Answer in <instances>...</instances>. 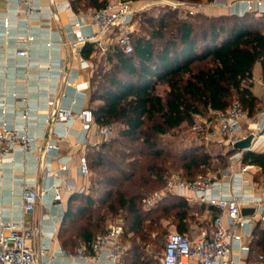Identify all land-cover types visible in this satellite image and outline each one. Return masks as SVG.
I'll return each mask as SVG.
<instances>
[{
    "label": "trees",
    "instance_id": "obj_1",
    "mask_svg": "<svg viewBox=\"0 0 264 264\" xmlns=\"http://www.w3.org/2000/svg\"><path fill=\"white\" fill-rule=\"evenodd\" d=\"M107 3L71 0L76 13ZM143 23L152 30L140 34L135 29L131 52L116 44L100 56L102 64L93 67L90 108L96 123L122 127L86 153L93 173L90 192L69 196L58 233L64 247H74L78 241L91 247L96 235L107 229V220L122 216L124 239L133 233L128 249L133 251V264L144 263L140 259L147 244L138 242V237L147 242L160 218H173L176 231L187 233L193 215V204L175 192L165 194L150 210L145 209V200L164 188L174 170L182 169L187 180H194L195 174L212 166L213 156L204 145L180 146L164 136L196 116L227 110L235 96L249 116L263 107L252 88L257 63L264 78V14L203 12L183 18L166 6L157 23L151 15ZM93 51L90 43L82 48L86 57ZM159 85L165 86L163 93ZM237 151L230 148L227 155ZM241 164L258 166L254 180L264 182V150H245ZM204 207L200 204V211ZM263 224L258 221L250 246L264 252Z\"/></svg>",
    "mask_w": 264,
    "mask_h": 264
},
{
    "label": "built area",
    "instance_id": "obj_2",
    "mask_svg": "<svg viewBox=\"0 0 264 264\" xmlns=\"http://www.w3.org/2000/svg\"><path fill=\"white\" fill-rule=\"evenodd\" d=\"M246 6V12L264 14V0H235ZM58 5V0H52ZM164 5L174 10L183 11L185 14H193V8L186 0H162ZM219 0H212L211 4H218ZM198 6V5H197ZM201 6V5H199ZM36 7L32 0H18L17 9L27 16ZM146 5L135 6L129 0H108L105 7L92 10L88 14L74 13L72 28L75 37L67 43L74 58H81V62L89 65V62L82 59V48L90 43L94 45V54L105 55L110 48L120 44L126 52L133 49L131 36L136 29V16ZM69 8L73 10L71 3ZM197 11V10H196ZM239 14V15H243ZM87 25L95 27L91 32H84ZM34 37L28 35L25 38L26 44L15 50L17 56L26 60L30 57V42ZM50 44V43H48ZM66 85H71L70 81ZM65 92L51 96L47 100L46 125L48 129L55 124H65L71 127L75 122L80 124L84 132L96 128L102 139H109L114 135L112 124L98 125L93 110L84 106L75 111L72 107L63 103ZM18 102L23 107L22 118L23 128L11 127L7 122L0 124V158H4L20 148L24 153H31L35 150L44 154L55 152L57 145L53 141H47L44 147L37 146L38 136L28 129L27 120L30 116L26 96H20ZM214 133L221 137L230 148L248 136L244 134L245 123L248 124L250 134L254 135L251 149L258 151L264 147V104L262 109L254 116L247 117V112L241 102L235 99L227 110L215 114L212 120ZM245 150H239L230 157L232 160L229 173H223L221 177H200L195 180L182 179L178 174H171L162 190L154 192L146 200L147 207L155 206L165 194L175 192L182 195L187 201H197L206 204L218 211L214 218L211 232L203 230L200 235L192 238L187 233L177 231L170 232L165 240L161 264H229L230 256L235 243H238L240 250L250 253V241L244 240L250 236V230H246L256 221L264 222V199L255 195V185L249 184L243 176L249 165H242L241 172L235 171L236 162H241ZM61 165L58 170L51 173L59 181L51 186H43L37 189L35 186L24 182L22 186V210L24 214H32L38 202L43 197L52 194L54 201L60 202L65 194H73L84 189H77L64 173L68 170V162L58 157ZM80 173L88 177L90 167L86 155L81 156L79 162ZM239 176V177H238ZM184 190L191 191L193 196L184 194ZM252 206L254 212L244 214V207ZM64 212L60 211L58 217L62 219ZM50 217V216H49ZM42 223V221H41ZM29 226L26 220L1 219L0 220V264H48L44 260L48 252V245L42 240L34 243V238L43 235L41 226ZM124 225L117 221L109 224L107 229L96 235L92 245V259L96 262L109 260L113 264H120L127 254L129 246L124 240ZM66 253V252H65ZM70 257L85 258L84 247L78 248L77 253H66ZM259 254L256 259H263Z\"/></svg>",
    "mask_w": 264,
    "mask_h": 264
},
{
    "label": "crops",
    "instance_id": "obj_3",
    "mask_svg": "<svg viewBox=\"0 0 264 264\" xmlns=\"http://www.w3.org/2000/svg\"><path fill=\"white\" fill-rule=\"evenodd\" d=\"M32 2L36 7L27 16L17 9L18 0H0V124L7 122L14 128L24 127L23 107L18 102V98L26 96L30 111L27 126L38 136L37 146L44 147L47 141H53L57 149L41 157V153L37 150L26 154L17 148L12 154L0 158V220L24 218L29 226L40 225L42 221L40 228L43 235H37L34 243L37 244L41 238L46 242L48 252L44 260L48 264H113L109 260L94 261L91 247H87L82 241H78L74 247H64L62 244L58 235L62 219L58 214L60 211L65 212L71 194H65L60 202L54 201L52 194H48L38 202L32 214H24L22 210L23 183L27 182L39 189L58 182L59 180L51 173L60 168L61 162L58 157L68 162L69 167L64 175L69 178L70 183L77 189L82 188L83 191H87L90 182L88 177L80 173V158L86 155L90 148L98 146L104 140L96 128L84 132L78 122L71 127L55 124L51 129L47 128L46 110L49 97L64 91L63 103L75 111L84 106H91L93 57L96 54L92 52L86 57L82 52V59L87 60L89 65L83 64L81 58L72 56L67 45L68 41L75 37L72 28L75 11L69 8L71 0H58L56 6L52 0H32ZM208 10L212 15L242 14L246 13V6L241 2L236 3L235 0H219L218 4L209 5ZM93 29L94 26L87 25L83 31L91 32ZM28 35H32L34 39L30 42V57L26 60L17 56L15 50L26 44L25 38ZM67 81H70L71 85H66ZM252 89L264 104V78L260 63H257L254 69ZM240 167L241 162H236L235 171L241 172ZM259 169L258 166L249 165L242 174L249 184L255 185V195L264 199V182L255 181V174H250L251 171L254 170L256 173ZM184 194L193 196L188 190H184ZM204 205L208 213L206 216L208 221L204 225L207 227L197 233L189 230L187 234L192 238L200 235L203 230L211 232L213 228L214 217L218 211ZM244 209L252 210L243 211L244 214L254 212L252 206ZM257 225L258 221L246 228L250 230L251 235L245 236L244 240L250 241V244L254 239L253 233ZM125 242L129 247L132 246L128 240ZM80 247L85 249V258L70 257L66 254L75 255ZM147 247L148 245L145 246V254L140 259L144 263L138 262V264L152 263L146 252ZM251 247L250 253L247 254L240 250L238 243H235L229 264H264V258L256 259L264 252L253 244ZM128 252L120 264L134 263L133 251ZM37 264H40V261Z\"/></svg>",
    "mask_w": 264,
    "mask_h": 264
},
{
    "label": "rangeland",
    "instance_id": "obj_4",
    "mask_svg": "<svg viewBox=\"0 0 264 264\" xmlns=\"http://www.w3.org/2000/svg\"><path fill=\"white\" fill-rule=\"evenodd\" d=\"M190 3V7L192 5H195L193 8L194 15L198 13L207 12V14L212 15L209 13L208 6L211 5V2L207 0H199V1H190L186 0ZM134 5L140 6L143 3L146 5V7L139 11L142 12L144 10H148L147 14L145 16H138L136 18V28L138 30V33L140 34H148L151 32L152 29H149L148 24H144L143 20H145V17L147 16H153L155 18V22L157 23V20L161 17L162 12L166 10V6L162 4V0H138V1H132ZM198 5V6H197ZM201 5V6H199ZM197 10V11H196ZM177 14L180 17H186L190 14H185L183 11L176 10ZM94 68L99 67V65L102 64L100 55H94ZM110 65L109 63H105V67L108 68ZM165 86L159 85L158 90L163 93ZM237 99V97H234V100ZM215 112H210L205 115H199L196 116L194 121L192 123H185L179 128H176L175 130L171 131L169 134L164 136L165 141L167 140H175L176 144L180 146H191V145H204V148L208 150L213 156L212 166L210 169H206L205 172H199L195 174L194 180L198 179L200 177H221L223 173H229L231 170V163L232 160H230V156L227 155L230 147L228 145H225L223 141L221 140V137L214 133L212 120L214 119ZM247 117H251L247 114ZM114 127V136L118 134L119 129L122 127L120 123H112ZM245 131L244 134H250V129H248V124L245 123ZM222 155L224 158L217 160L215 157L216 155ZM226 158V159H225ZM178 174L182 179L187 180L188 178L184 175V171L182 169L174 170L171 174ZM256 174L253 171L250 172V174ZM93 177V173L90 171V174L88 176L89 179V187L91 186V180ZM162 190V189H160ZM82 192H90V188L87 189V191ZM193 204L194 208L191 211L193 214L191 217H189V228L192 231V233H197L198 231H201L202 228L207 227L205 223L208 221L206 219L207 211L206 206L204 207L203 211H200V203L198 202H190ZM145 209L150 210L152 207H147L146 203L144 204ZM154 207V206H153ZM121 222L124 225V230L126 231L125 227V220L121 217L112 218L110 220H107L106 226L108 227L109 224L114 222ZM159 225L157 227H154L151 232H149V240L141 241L138 237L137 241L141 242L142 244H147L148 247L146 248V252L150 259H152L151 264H161V258L163 253V247L166 240L167 235L177 230L176 222L173 221V218L169 217H162L159 220ZM133 237V233H129L127 235V240L131 243V239ZM149 242V243H148ZM132 244V243H131Z\"/></svg>",
    "mask_w": 264,
    "mask_h": 264
},
{
    "label": "water",
    "instance_id": "obj_5",
    "mask_svg": "<svg viewBox=\"0 0 264 264\" xmlns=\"http://www.w3.org/2000/svg\"><path fill=\"white\" fill-rule=\"evenodd\" d=\"M253 138H254V135L253 134H249L247 137L239 140L235 144L234 149H238V150H250L251 149V145H252ZM243 211L247 212V211H252V210L244 209Z\"/></svg>",
    "mask_w": 264,
    "mask_h": 264
}]
</instances>
